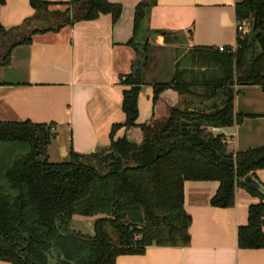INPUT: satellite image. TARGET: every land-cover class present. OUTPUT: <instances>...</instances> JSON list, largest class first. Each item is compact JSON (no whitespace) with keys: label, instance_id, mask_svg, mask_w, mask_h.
<instances>
[{"label":"trees","instance_id":"1","mask_svg":"<svg viewBox=\"0 0 264 264\" xmlns=\"http://www.w3.org/2000/svg\"><path fill=\"white\" fill-rule=\"evenodd\" d=\"M3 0H0V4ZM155 0H141L134 8L133 35L124 45L137 61L129 72L117 75L127 86L122 92V124L113 125L110 144L89 154L70 151L68 159L50 162L47 148L55 133L53 125L25 121H0V260L9 264H115L124 254H141L148 246H187L190 215L184 209L185 181H217L210 199L215 207H232L241 178L264 168V145L232 152L228 140L211 128L228 127L234 114L233 85L257 86L264 92V0H240L235 4L237 22L248 29L237 31L234 48L222 51L193 48L207 54L192 61L202 71L201 80H185L176 64L173 76L152 85L155 103L168 88L180 95L190 93L199 82L206 100L218 102L211 111L170 107L165 116L140 124V142L126 135L114 137L118 128L136 126L137 98L148 64L149 34L146 18ZM35 11L51 14L52 7L80 6L78 14L56 27L34 28L10 41L0 61L7 65L11 50L28 44L34 34L69 28L75 20H90L109 14L114 23L121 5L107 0H69L50 3L29 0ZM143 31L140 39L139 33ZM11 35L0 25V40ZM209 52V53H208ZM186 54V55H187ZM185 55V56H186ZM203 56V55H202ZM142 64V65H141ZM259 202L247 210V221L237 227V245L242 249L264 248V194L247 188ZM103 215L93 223L92 234L70 228L75 215ZM112 234H111V232Z\"/></svg>","mask_w":264,"mask_h":264},{"label":"crops","instance_id":"2","mask_svg":"<svg viewBox=\"0 0 264 264\" xmlns=\"http://www.w3.org/2000/svg\"><path fill=\"white\" fill-rule=\"evenodd\" d=\"M107 1L121 5L114 23L109 14H100L90 20H75L69 28L65 26L57 32L34 34L30 43L15 46L8 64L0 67V77L14 74L8 81L0 78V121L51 123L55 135L47 148L50 162H60L56 159L68 157L70 151L89 154L106 149L112 126L125 120L121 102L127 86L118 83L117 75L124 73L118 67L138 59L124 44L133 35L134 8L141 0ZM238 1L155 0L143 30L165 31L169 42H164L160 34L154 38L149 34L150 46L162 54L150 64L149 52L148 65L143 69L144 84L137 98L136 126L118 128L114 137L124 134L131 141L140 142L139 125L165 116L170 107L204 112L218 108V102L200 96L203 89L199 82L189 87L190 93L181 95L172 88L165 89L155 103L152 85L158 78L170 79L176 64L183 70L185 80L202 82L205 68H198L192 61H203L208 55L191 51L188 56L187 52L193 48L234 46ZM53 19L35 11L29 0H3L0 25L11 35L2 42L19 39L34 28L42 29L39 24ZM174 51L180 52L178 58ZM162 63L168 66L164 68ZM150 74L154 78L147 81L145 76ZM232 87L233 111L239 121L211 131L223 134L232 152L264 145V92L257 86ZM253 177L264 185V168ZM239 182L242 184L236 185L234 205L223 208L210 204L217 181H185L184 209L191 218L189 244L148 246L141 254L117 256L115 264H264V248L242 249L237 245V227L246 223L249 205L259 202L248 192L243 178ZM0 264L9 263L0 260Z\"/></svg>","mask_w":264,"mask_h":264},{"label":"rangeland","instance_id":"3","mask_svg":"<svg viewBox=\"0 0 264 264\" xmlns=\"http://www.w3.org/2000/svg\"><path fill=\"white\" fill-rule=\"evenodd\" d=\"M75 8H73V6H70V8L68 7V12H67V14L66 15H64V16H61V15H63L62 13L65 11V9H67V7H65V6H62V7H52L51 8V14H48V17L50 18V19H53V21H51V20H49L48 22H44V23H41V24H39V26L40 27H44V26H50V25H54V26H58L59 24H61V23H66V22H68V21H70L72 18H74L77 14H78V11L81 9V7L80 6H74ZM55 15V16H54ZM57 19V20H56ZM56 20V21H55ZM247 29H248V24H247V22H245V26H243V31H242V33H244L245 31H247ZM143 31L141 30V32L139 33V38L141 39L142 38V36H143ZM4 38H6V37H4ZM3 38V39H4ZM3 39H1L0 40V61H1V58H2V56H3V53L5 52V50H6V48H7V46H8V44L10 43V41H12V40H9L8 42H2L3 41ZM14 40H16V39H14ZM147 40H149V35H147ZM149 52H150V55H151V61H150V64L155 60V59H158V57L162 54V52L160 53V51L158 50V49H156L155 47H154V45L153 46H150V48H149ZM173 54H174V56L176 57V58H178L179 56H180V52L178 51H174L173 52ZM200 60H201V58H200ZM133 62V61H132ZM149 62V61H148ZM163 64V63H162ZM148 65V64H147ZM4 66V65H3ZM168 65H166V64H163V67L164 68H166ZM1 67V66H0ZM130 68H131V61L130 62H128L125 66H123V65H120L119 67H118V70H120V71H123V72H129L130 71ZM145 69H146V67H145ZM5 71H6V69H4ZM168 76V75H167ZM0 78H2V79H4V80H9V79H12V78H14V74L13 73H7L5 76L3 75L2 77H0ZM153 74H150V75H146L145 76V79L147 80V81H149V80H153ZM167 78L168 77H162V78H158L157 79V81H164V80H167ZM235 92V91H234ZM59 158V157H58ZM68 159V157H64L63 159H62V157H60L59 159H56L57 161H63V160H67ZM103 215H100V214H98V215H93V216H80V215H75V216H73V218H72V220H71V222H70V228L72 229V230H75V231H79V232H81V233H87V234H92V232H93V223H94V221L97 219V218H100V217H102ZM110 231V230H109ZM111 232V231H110ZM111 234H112V232H111Z\"/></svg>","mask_w":264,"mask_h":264},{"label":"water","instance_id":"4","mask_svg":"<svg viewBox=\"0 0 264 264\" xmlns=\"http://www.w3.org/2000/svg\"><path fill=\"white\" fill-rule=\"evenodd\" d=\"M152 37H155V34H152ZM243 182L251 189H255L260 191L261 193L264 194V185L259 183L252 174H248L243 177Z\"/></svg>","mask_w":264,"mask_h":264},{"label":"built area","instance_id":"5","mask_svg":"<svg viewBox=\"0 0 264 264\" xmlns=\"http://www.w3.org/2000/svg\"><path fill=\"white\" fill-rule=\"evenodd\" d=\"M243 26H245V21H241V22H237V31L238 32H242L243 31ZM234 48V46H232ZM224 49L223 46H219L218 47V50L219 51H222Z\"/></svg>","mask_w":264,"mask_h":264}]
</instances>
